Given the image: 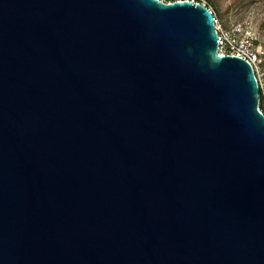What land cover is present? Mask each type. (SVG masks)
<instances>
[{"label": "water", "instance_id": "water-1", "mask_svg": "<svg viewBox=\"0 0 264 264\" xmlns=\"http://www.w3.org/2000/svg\"><path fill=\"white\" fill-rule=\"evenodd\" d=\"M193 0H0V264H264V112Z\"/></svg>", "mask_w": 264, "mask_h": 264}, {"label": "rangeland", "instance_id": "rangeland-1", "mask_svg": "<svg viewBox=\"0 0 264 264\" xmlns=\"http://www.w3.org/2000/svg\"><path fill=\"white\" fill-rule=\"evenodd\" d=\"M195 1L212 8L223 28L231 31L237 29L241 44L257 53L255 73L260 86V105L264 111V0Z\"/></svg>", "mask_w": 264, "mask_h": 264}, {"label": "built area", "instance_id": "built-area-1", "mask_svg": "<svg viewBox=\"0 0 264 264\" xmlns=\"http://www.w3.org/2000/svg\"><path fill=\"white\" fill-rule=\"evenodd\" d=\"M210 10L214 14V23L216 25V29L218 32V41H219L218 54L219 55L230 54L244 58L252 64L255 70V65L258 57L257 53L252 52L249 46L241 44L240 36H238L239 31L237 29L236 31L224 29L221 21L216 16L212 8H210Z\"/></svg>", "mask_w": 264, "mask_h": 264}, {"label": "trees", "instance_id": "trees-1", "mask_svg": "<svg viewBox=\"0 0 264 264\" xmlns=\"http://www.w3.org/2000/svg\"><path fill=\"white\" fill-rule=\"evenodd\" d=\"M171 1H173V0H171ZM209 7V6H208ZM260 108H261V105H260ZM261 110H262V108H261ZM263 111V110H262ZM264 112V111H263Z\"/></svg>", "mask_w": 264, "mask_h": 264}]
</instances>
